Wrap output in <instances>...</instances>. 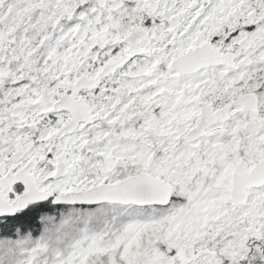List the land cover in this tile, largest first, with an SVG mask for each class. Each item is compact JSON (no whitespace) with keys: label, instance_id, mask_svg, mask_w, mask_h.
<instances>
[{"label":"snow or ice","instance_id":"1","mask_svg":"<svg viewBox=\"0 0 264 264\" xmlns=\"http://www.w3.org/2000/svg\"><path fill=\"white\" fill-rule=\"evenodd\" d=\"M0 264H264V0H0Z\"/></svg>","mask_w":264,"mask_h":264}]
</instances>
